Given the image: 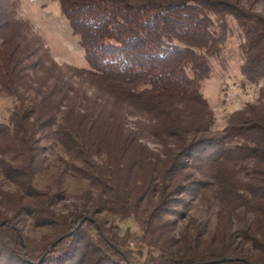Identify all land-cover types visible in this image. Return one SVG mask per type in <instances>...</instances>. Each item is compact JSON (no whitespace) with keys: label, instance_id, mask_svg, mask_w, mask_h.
Returning <instances> with one entry per match:
<instances>
[{"label":"trees","instance_id":"trees-1","mask_svg":"<svg viewBox=\"0 0 264 264\" xmlns=\"http://www.w3.org/2000/svg\"><path fill=\"white\" fill-rule=\"evenodd\" d=\"M244 1L57 0L87 63L77 68L58 64L0 0V92L14 101L0 123V172L17 187L0 185V264H264V13ZM228 19L244 79L262 84L214 129L201 82ZM42 138L88 181L81 208L55 211L66 196L60 179L34 184ZM181 196L214 210L212 230L172 233ZM238 211L250 219L234 230ZM103 212L135 221L136 250ZM26 215L46 228L38 239L21 233Z\"/></svg>","mask_w":264,"mask_h":264},{"label":"rangeland","instance_id":"rangeland-1","mask_svg":"<svg viewBox=\"0 0 264 264\" xmlns=\"http://www.w3.org/2000/svg\"><path fill=\"white\" fill-rule=\"evenodd\" d=\"M11 1L14 4L15 17L29 23L32 31L41 37L51 57L58 64L87 68L78 37L72 33L60 12L57 0ZM244 4L254 11L264 13V0H248L244 1ZM220 33L221 31L218 30L216 35ZM224 35V43L219 48L217 56L211 58L212 74L201 82V93L213 111L214 129H222L232 112L241 109L248 102H254L259 96V88L262 84V81L247 82L241 73L240 67L243 61L240 50L241 36L239 28L232 19H228ZM25 94L29 99L33 98L31 91H27ZM13 104L14 101L11 97L0 92V123L7 121ZM41 143L44 147L43 170L35 176L34 184L38 188H44L50 185L54 179H60L66 196L55 204V211L65 213L81 208L82 201L79 195L90 189L88 181L76 177L71 170L65 169L62 160L70 161V158L60 146L50 147L52 145L44 138ZM148 145L152 148L158 147L152 142H148ZM0 185L9 191H14L17 188L15 184L6 181L1 172ZM181 198L183 202L177 208L182 215L168 216L173 220L172 233L174 235H178L186 227L190 230L197 226L204 227L206 230L214 228V210H207L206 206L198 199H190L185 196H181ZM101 215L105 217L118 235L125 237L126 246L136 250L139 245L140 231L135 221L132 218L108 212H103ZM249 219V212L238 211L233 217L232 229L236 230L240 223ZM19 229L23 235L37 239L46 232V228L34 226L33 218L30 215H26L19 223ZM134 254L139 256L136 251Z\"/></svg>","mask_w":264,"mask_h":264},{"label":"water","instance_id":"water-1","mask_svg":"<svg viewBox=\"0 0 264 264\" xmlns=\"http://www.w3.org/2000/svg\"><path fill=\"white\" fill-rule=\"evenodd\" d=\"M93 223H94V220L93 219H90ZM3 223H5V221H3ZM231 258H222V259H219L217 260L216 262H220V261H226V260H230ZM198 264V263H197Z\"/></svg>","mask_w":264,"mask_h":264}]
</instances>
